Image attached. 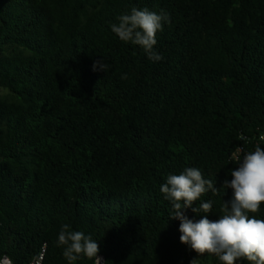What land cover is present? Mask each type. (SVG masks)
<instances>
[{"label":"trees","instance_id":"16d2710c","mask_svg":"<svg viewBox=\"0 0 264 264\" xmlns=\"http://www.w3.org/2000/svg\"><path fill=\"white\" fill-rule=\"evenodd\" d=\"M133 7L170 15L162 60L111 31ZM0 89V259L29 264L46 244L44 264H68V224L107 264H190L160 185L200 169L219 192L194 206L217 220L232 153L264 148V0H0Z\"/></svg>","mask_w":264,"mask_h":264},{"label":"clouds","instance_id":"9594fccd","mask_svg":"<svg viewBox=\"0 0 264 264\" xmlns=\"http://www.w3.org/2000/svg\"><path fill=\"white\" fill-rule=\"evenodd\" d=\"M117 23L111 24V31L123 42L140 46L151 61H160L163 57L154 50L156 35L163 30L165 22L170 23V15L163 10L160 14L147 8L133 7L130 13L122 14ZM93 71L106 73L108 65L103 58L94 61ZM264 140V137H261ZM237 167L231 170L232 179H225L222 186L232 189V197L224 201L222 215L210 220L212 201L194 202L211 191L218 194L219 189L210 179H205L200 169L187 167L180 174H169L166 182L160 185V192L172 204L170 220H178L179 239L197 253L190 264H200L199 257L204 254L218 257L222 264H236L246 259L250 264H264V220L250 217L264 204V148L259 145L254 151L244 152L237 148L232 153ZM191 209L200 219H190L186 214ZM204 213V215H200ZM57 245L63 246V256L68 264H73L81 256L92 260L94 264H107L98 255L99 246L91 235L73 231L70 225L63 224L58 233ZM0 264H13L5 256Z\"/></svg>","mask_w":264,"mask_h":264},{"label":"built area","instance_id":"2783aa9c","mask_svg":"<svg viewBox=\"0 0 264 264\" xmlns=\"http://www.w3.org/2000/svg\"><path fill=\"white\" fill-rule=\"evenodd\" d=\"M46 252H47V245L44 244L43 247L41 248V251L39 252V254L29 264H44ZM103 261H104V258H103ZM102 264H103V262H102Z\"/></svg>","mask_w":264,"mask_h":264},{"label":"rangeland","instance_id":"374dc122","mask_svg":"<svg viewBox=\"0 0 264 264\" xmlns=\"http://www.w3.org/2000/svg\"><path fill=\"white\" fill-rule=\"evenodd\" d=\"M7 95H8V91L4 89H0V98L6 97ZM199 259L201 260V257H199Z\"/></svg>","mask_w":264,"mask_h":264}]
</instances>
